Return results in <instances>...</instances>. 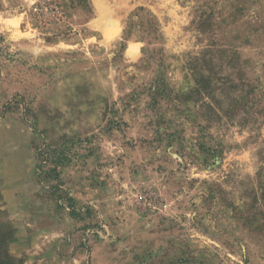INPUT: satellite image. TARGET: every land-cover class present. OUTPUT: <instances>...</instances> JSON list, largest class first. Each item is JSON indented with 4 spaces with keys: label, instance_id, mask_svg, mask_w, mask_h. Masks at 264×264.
<instances>
[{
    "label": "rangeland",
    "instance_id": "rangeland-1",
    "mask_svg": "<svg viewBox=\"0 0 264 264\" xmlns=\"http://www.w3.org/2000/svg\"><path fill=\"white\" fill-rule=\"evenodd\" d=\"M0 264H264V0H0Z\"/></svg>",
    "mask_w": 264,
    "mask_h": 264
},
{
    "label": "trees",
    "instance_id": "trees-1",
    "mask_svg": "<svg viewBox=\"0 0 264 264\" xmlns=\"http://www.w3.org/2000/svg\"><path fill=\"white\" fill-rule=\"evenodd\" d=\"M49 149V148H48ZM38 158L40 157H42V158H46L47 157V155H48V153H47V151L45 150V149H40L39 150V153H38ZM41 166V163L39 162V164H38V167H40ZM71 214H75V211L74 210H72L71 211Z\"/></svg>",
    "mask_w": 264,
    "mask_h": 264
}]
</instances>
